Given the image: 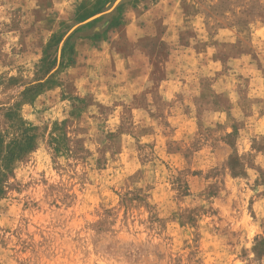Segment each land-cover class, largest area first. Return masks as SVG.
<instances>
[{
	"label": "rangeland",
	"instance_id": "374dc122",
	"mask_svg": "<svg viewBox=\"0 0 264 264\" xmlns=\"http://www.w3.org/2000/svg\"><path fill=\"white\" fill-rule=\"evenodd\" d=\"M0 171V264H264V0H0Z\"/></svg>",
	"mask_w": 264,
	"mask_h": 264
},
{
	"label": "trees",
	"instance_id": "16d2710c",
	"mask_svg": "<svg viewBox=\"0 0 264 264\" xmlns=\"http://www.w3.org/2000/svg\"><path fill=\"white\" fill-rule=\"evenodd\" d=\"M32 141V137L29 136L28 134H26V131L23 133V137L21 139L18 140L17 146H15V148L13 149V151H11L9 149V151L11 152L9 154V157L5 159V167L8 166V163L10 162V159L17 153H20L22 151H24L25 149L30 147ZM2 176V172L0 171V177Z\"/></svg>",
	"mask_w": 264,
	"mask_h": 264
}]
</instances>
